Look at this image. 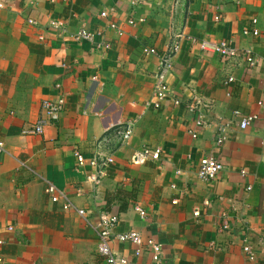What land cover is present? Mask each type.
<instances>
[{"label":"crops","instance_id":"crops-1","mask_svg":"<svg viewBox=\"0 0 264 264\" xmlns=\"http://www.w3.org/2000/svg\"><path fill=\"white\" fill-rule=\"evenodd\" d=\"M0 1L6 5L0 9L2 264H105L94 229L102 212L118 216L115 234L135 230L157 242L158 264H264V0ZM252 20L259 35H243ZM51 21L65 32L49 28ZM80 28L101 35L95 43L73 41ZM202 41H227L257 64L202 52ZM99 42L109 48L97 50ZM144 48L156 54L144 55ZM173 48V70L163 73V82L181 104L167 101L153 110L148 103L161 59ZM60 96L64 109L44 134L23 136L38 120L41 102ZM188 103L205 121L196 139L187 133L197 115L185 109ZM235 111L258 119L239 129ZM126 124L131 135L121 142L113 130ZM219 124L229 125L216 148ZM146 148L161 149L162 160L132 163ZM206 156L224 166L212 182L197 176ZM107 158L113 162L100 167ZM92 160L99 166L89 165ZM47 183L85 218L52 203ZM134 206L145 211L143 219ZM111 250L126 264H156L146 249L133 256L129 243L112 241Z\"/></svg>","mask_w":264,"mask_h":264},{"label":"built area","instance_id":"built-area-1","mask_svg":"<svg viewBox=\"0 0 264 264\" xmlns=\"http://www.w3.org/2000/svg\"><path fill=\"white\" fill-rule=\"evenodd\" d=\"M6 5L0 1V9H4ZM106 13L100 12V17L105 18ZM216 21H219V16L215 17ZM143 19L137 20L136 22L134 20H129L127 23L131 26L135 25V23H142ZM28 25H36L35 20L28 19L27 20ZM252 29L250 30H243V35L251 34L253 36H258L259 31L255 28L256 20H252L250 22ZM49 28L55 30L59 34H63L65 32L64 25L61 24V22H55L51 21L49 23ZM111 29L115 30L118 35H121V32L118 31L117 26L115 24H110L109 26ZM101 34L98 32H90L86 30L85 28H80L78 31L71 36V39L73 41L79 42V41H86V42H94L96 36H100ZM39 40H43V36L39 37ZM95 43V42H94ZM95 48L97 50H101L104 48L108 49L109 44L106 43H96L94 44ZM199 49L202 52H207L214 54L216 56H219L222 59H233L237 56L241 55L246 61L249 68H254L257 64V60H255V56H253L249 52L240 53L235 48H233L229 42L227 41H219L217 43H211V42H205L202 41L199 44ZM177 48H173L168 54L164 56L163 59H161V69L162 73L158 76L157 83L154 88V94L151 102L148 103V107H151L153 110H159L163 108V105L165 102L170 101L175 107H178L181 102L178 98L172 97L167 86L163 82V73L164 72H171L173 70V65L171 59L174 57V54L176 53ZM144 55H154L156 54V51L154 49H146L143 50ZM62 109H64V99L60 96L56 99V101H50V100H44L41 102L40 105V116L38 120L32 124L31 126H28L24 128L21 132L23 136H42L44 134L45 128L57 118V116L62 112ZM188 112L194 113L197 112V115L194 122L188 127L187 133L190 135L192 139H196L198 136L199 129L203 128L205 126V121L202 119L201 115L199 114L200 111L197 107V105L187 104L186 108ZM233 118H238V127L239 129H246L250 127V125L254 124L256 120L258 119L255 115H245L241 116L239 111H235L233 113ZM230 124V123H229ZM229 124H219L216 130V136H215V146L216 148H220L225 140L227 135V126ZM114 136L116 139H118L121 142H125L128 140V138L131 135V132L129 130V124L121 125L113 130ZM5 152L3 143L0 142V153ZM74 159H76V162L78 166H83L86 163V160L83 159V156L79 154L77 151L74 152ZM163 156V152L159 148L153 149H143L141 151L135 152L133 156L131 157L132 163L136 165L143 164L146 160H153V161H161ZM113 161L110 158H107L104 160V162L100 163V167H104L105 165L111 164ZM89 165L97 167L99 166V162L96 160H92L89 162ZM224 166L220 160H217L216 158L206 156L202 157L198 163L197 167V176L198 178L203 182H212L217 179L219 174L223 171ZM179 172H177L178 174ZM241 175H245V171H241ZM90 180L97 184L98 178L96 176H92ZM174 188V186H171ZM247 190H250V187H247ZM45 193L50 198V201L52 203H59L62 202L61 208L63 210H74L76 214L84 219L86 216V213L84 210L74 208L71 202L67 199L64 192L58 191L55 186H53L50 183L46 184ZM176 201H173V204H175ZM135 212L139 215L140 218L145 217V211L141 209L140 207L134 206ZM199 213L195 212L194 216H198ZM118 216L112 212H102L99 214L97 222L94 226L96 235H97V253L98 256H100L105 264H126L124 260H116V258L113 256V252L111 250V242L112 241H119L123 243H129L135 247V251L133 256L139 257V255L142 252V249H146L149 252V256H151V259L154 263L158 264L160 261V254H161V246L155 242L152 239H143L139 232L135 230H129L127 232L118 233L115 234L114 230L118 225ZM223 229H228V225L226 223H223L222 225ZM8 231H12V227L7 228ZM0 244L2 242L0 241ZM243 252L248 256L250 260L254 258V254L252 253L251 248L248 245H245L243 247ZM0 264H2V258L0 257Z\"/></svg>","mask_w":264,"mask_h":264}]
</instances>
